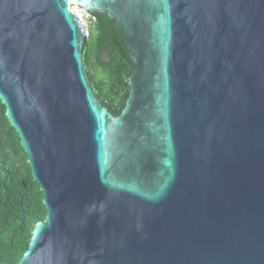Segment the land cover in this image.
Masks as SVG:
<instances>
[{
	"label": "water",
	"instance_id": "water-1",
	"mask_svg": "<svg viewBox=\"0 0 264 264\" xmlns=\"http://www.w3.org/2000/svg\"><path fill=\"white\" fill-rule=\"evenodd\" d=\"M70 3L128 54L96 98ZM0 0V104L46 210L18 264H264V0Z\"/></svg>",
	"mask_w": 264,
	"mask_h": 264
},
{
	"label": "trees",
	"instance_id": "trees-1",
	"mask_svg": "<svg viewBox=\"0 0 264 264\" xmlns=\"http://www.w3.org/2000/svg\"><path fill=\"white\" fill-rule=\"evenodd\" d=\"M89 37L82 43V64L96 98L117 116L128 95V54L113 22L103 14L89 15ZM99 69L106 80H97ZM46 210L38 185L32 180L27 156L0 104V264H18L36 223Z\"/></svg>",
	"mask_w": 264,
	"mask_h": 264
},
{
	"label": "rangeland",
	"instance_id": "rangeland-1",
	"mask_svg": "<svg viewBox=\"0 0 264 264\" xmlns=\"http://www.w3.org/2000/svg\"><path fill=\"white\" fill-rule=\"evenodd\" d=\"M71 6V5H70ZM70 10L73 12V14L78 18V22H80L81 25L84 26L85 32H86V37H83V42L88 39L89 35V25H90V18L88 15H86L82 10L78 9L77 6L74 4L72 7H70ZM80 19V21H79ZM91 74L94 75V77L97 80H106V77L103 72H101L99 69H93L91 70Z\"/></svg>",
	"mask_w": 264,
	"mask_h": 264
},
{
	"label": "built area",
	"instance_id": "built-area-1",
	"mask_svg": "<svg viewBox=\"0 0 264 264\" xmlns=\"http://www.w3.org/2000/svg\"><path fill=\"white\" fill-rule=\"evenodd\" d=\"M71 7H72V4L70 3ZM70 5H69V10H70ZM71 11V10H70ZM73 13V12H72ZM78 19V18H77ZM80 21V19H79ZM79 24V27H80V32L81 34L83 35V37H86V32H85V29H84V26L80 24V22H78Z\"/></svg>",
	"mask_w": 264,
	"mask_h": 264
},
{
	"label": "bare ground",
	"instance_id": "bare-ground-1",
	"mask_svg": "<svg viewBox=\"0 0 264 264\" xmlns=\"http://www.w3.org/2000/svg\"><path fill=\"white\" fill-rule=\"evenodd\" d=\"M72 2V0H68V3ZM71 7V6H70ZM72 12V11H71Z\"/></svg>",
	"mask_w": 264,
	"mask_h": 264
}]
</instances>
